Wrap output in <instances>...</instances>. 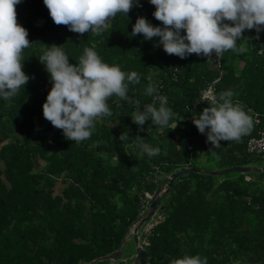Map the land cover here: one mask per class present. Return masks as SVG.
Segmentation results:
<instances>
[{
  "label": "trees",
  "instance_id": "trees-1",
  "mask_svg": "<svg viewBox=\"0 0 264 264\" xmlns=\"http://www.w3.org/2000/svg\"><path fill=\"white\" fill-rule=\"evenodd\" d=\"M140 5L127 18L118 15L99 36L55 25L43 0H22L15 6L17 21L32 42L24 50L23 62L30 79L16 97L0 98V264H88L117 251L143 211L145 193L153 196L172 172L202 168L198 162L209 169L255 165L264 156L245 149L247 139L264 129L259 38L254 32L243 33L245 43L253 47L243 70L237 64L227 70L229 52L219 64L215 58L209 61L195 54L181 59L154 47L158 38L146 41L142 35H130L138 16L162 26L152 16L155 9L148 0H140ZM42 44L61 45L72 64L85 47H93L105 63L136 71L140 82L128 86L132 103L113 96L108 100L112 115L96 122L88 140H66L42 115L51 88L38 60ZM245 52L238 54L240 59ZM217 77L216 93L231 91L234 102L245 110L251 107L260 122L239 142L221 141L213 148L192 120L208 106L196 104L201 89ZM149 83L157 85L167 98L166 106L177 114L167 128L149 121L141 130L131 120L137 108L142 111L149 103L159 107L144 93ZM126 131L129 140L120 141ZM136 136L158 148L159 154L142 155ZM58 182L63 187L57 192ZM158 208L163 213L154 215L147 229L143 226L149 221L137 231L147 264H170L185 254L206 257L207 264H264V171L228 173L223 178L182 174ZM130 240L133 243L131 236ZM122 255L94 264H130L129 255Z\"/></svg>",
  "mask_w": 264,
  "mask_h": 264
},
{
  "label": "clouds",
  "instance_id": "clouds-1",
  "mask_svg": "<svg viewBox=\"0 0 264 264\" xmlns=\"http://www.w3.org/2000/svg\"><path fill=\"white\" fill-rule=\"evenodd\" d=\"M21 2L0 0V98L5 101L16 97L21 88L24 90L30 79L23 71V62L24 50L30 48L32 42L27 38V29L17 21L15 7ZM148 2L155 9L152 16L162 26H154L143 16H138L130 35H142L146 41L158 38L154 47H162L166 54L181 59L195 54L211 61L214 56L220 58L228 51L243 53L247 49L239 42L245 37L244 31L254 29L257 34L264 31V0ZM43 4L55 25H63L80 35L92 33L97 36L107 31L118 15L127 18L133 7L141 6L140 0H43ZM44 46L38 60L49 76L51 88L42 104V115L53 127L62 131L66 140L76 143L88 140L96 122L112 115L108 100L113 96L121 102L132 103L128 86L140 82L141 76L136 71L125 72L119 66L105 63L93 47H85L77 62L72 64L61 45ZM258 54L264 55V45H261ZM144 93L153 97L159 107L149 103L142 111L135 109L132 122L141 130L149 121L154 126L169 127L177 114L166 106L167 98L159 94L154 83H149ZM232 97L231 91L216 93L214 86L209 85L200 101L208 106L192 120L197 131L206 136L213 148H219L221 141L239 142L253 129L254 120L248 113L257 112L251 107L245 110ZM176 123L171 125L172 129ZM136 138L142 155L154 157L159 154L158 148L139 136ZM118 139L129 140L128 132H122ZM129 258L132 264L133 256ZM170 264H207V258L185 254L172 259Z\"/></svg>",
  "mask_w": 264,
  "mask_h": 264
},
{
  "label": "water",
  "instance_id": "water-1",
  "mask_svg": "<svg viewBox=\"0 0 264 264\" xmlns=\"http://www.w3.org/2000/svg\"><path fill=\"white\" fill-rule=\"evenodd\" d=\"M250 171L262 172L264 171V166L257 167L253 165H240L233 167H223L219 169H203L192 166V167H181L178 170L172 172L170 176H168L165 179L166 187L162 188L163 190L161 189V187L156 190V192L154 193L153 197L150 199L147 205V209L144 215L140 216L139 219L134 223L133 228L130 231L129 235L122 240V243L117 249V251L105 256L95 258L92 261H90L89 264H94L97 260H101V259L114 260L119 258L123 253L125 244L130 236L132 237L135 246V254L133 256L132 264H147V253L138 242L137 231L145 222L152 219V217L156 214V210L160 203L161 197L170 191L173 181L180 175L187 173H207L210 175L221 176L227 173H238V172L241 173V172H250Z\"/></svg>",
  "mask_w": 264,
  "mask_h": 264
},
{
  "label": "rangeland",
  "instance_id": "rangeland-1",
  "mask_svg": "<svg viewBox=\"0 0 264 264\" xmlns=\"http://www.w3.org/2000/svg\"><path fill=\"white\" fill-rule=\"evenodd\" d=\"M244 32H246V36H247V34H251L252 32H254V35H258L259 36V42H261L262 43V45H264V31H261L260 33H256L255 32V30L253 29V30H245ZM244 37L243 39H242V41H240L239 43H240V45L241 46H243V47H245L247 50V54L242 58V60H245V58L246 59H248L249 58V54L251 53L250 52V50H251V48H253V47H251V44H246L245 42H246V38L247 37ZM229 52V58H228V60H227V63L229 64L228 65V68H227V70L228 69H231V67H232V65L233 64H235L236 62H238V59H240V57L238 56V54L239 53H233V52H231V51H228ZM246 53V52H245ZM248 55V56H247ZM251 55V54H250ZM263 58H264V55L262 56ZM262 107H260V112H262L263 113V115H264V110H263V108L261 109ZM198 165H200L202 168L204 167V168H207V165H205V164H203V163H201V162H198L197 163ZM253 166H257V167H262V166H264V156L263 157H261L260 159H259V161L258 162H256V164L255 165H253ZM203 168V169H204ZM207 169H209V168H207ZM238 173H240V172H238ZM241 173H244V172H241ZM228 174V173H227ZM226 175V174H225ZM225 175H221V177L223 178ZM252 176H253V174H251ZM246 179H248V177H246ZM59 187H63V185L62 184H60L59 182L56 184V186H55V190L58 192L59 191ZM155 191V190H154ZM156 192V191H155ZM154 192V193H155ZM161 213H163L162 212V209H160V208H158V210H157V212H156V214H155V216L157 215V214H161ZM149 222H147L144 226H143V228L145 229H147L150 225H151V219L150 220H148ZM142 228V227H141ZM140 228V229H141ZM139 229V230H140ZM134 248H135V246H134V244L131 242V240L130 241H128V243L126 244V247H125V249H124V251H123V255L122 256H130V255H132V256H134V254H135V250H134ZM129 256H128V259H129ZM130 260V259H129ZM129 260H128V262H129ZM131 261V260H130ZM130 264H131V262H130Z\"/></svg>",
  "mask_w": 264,
  "mask_h": 264
},
{
  "label": "built area",
  "instance_id": "built-area-1",
  "mask_svg": "<svg viewBox=\"0 0 264 264\" xmlns=\"http://www.w3.org/2000/svg\"><path fill=\"white\" fill-rule=\"evenodd\" d=\"M213 58L216 59V62L218 64L220 63L221 57L216 58L214 56ZM218 81H219V77L215 78L213 80V82L209 85L214 86V89H215V84L218 83ZM209 85H207L205 88L201 89V91L199 93V98L196 101V104L200 103L203 91L206 90ZM252 117L254 120V124H258L260 122V118H259L257 113H253ZM245 149L248 153H252V154H261L264 152V129L259 131V134L257 136H251L247 139ZM145 197H146V200L144 201V204L142 205L143 210L146 209L149 200L152 198V195H150L149 193H145Z\"/></svg>",
  "mask_w": 264,
  "mask_h": 264
},
{
  "label": "crops",
  "instance_id": "crops-1",
  "mask_svg": "<svg viewBox=\"0 0 264 264\" xmlns=\"http://www.w3.org/2000/svg\"><path fill=\"white\" fill-rule=\"evenodd\" d=\"M235 64H237L238 65V67L240 68V69H244V60H242V59H238V62H236Z\"/></svg>",
  "mask_w": 264,
  "mask_h": 264
}]
</instances>
